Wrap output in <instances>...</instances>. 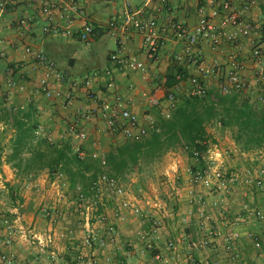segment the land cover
Wrapping results in <instances>:
<instances>
[{
	"label": "crops",
	"instance_id": "obj_1",
	"mask_svg": "<svg viewBox=\"0 0 264 264\" xmlns=\"http://www.w3.org/2000/svg\"><path fill=\"white\" fill-rule=\"evenodd\" d=\"M45 1L0 0V140L4 148L0 159V179L9 187L8 192H0V255H14V264H106L107 257L111 258L112 264H151L157 253H161L163 259L156 264H210L215 260L221 264H264V223L245 218L238 226L232 225L243 214L244 204L264 210V195L253 185L237 182L231 186V194L221 199L214 193L216 191L195 184L190 170L197 163L183 147H177L149 162L158 172L150 176L152 188L145 192L143 206L149 207L157 200L162 202V210H155L158 222L156 230L152 221L143 222L140 215L130 214L126 220L117 219L110 209L113 202L101 200L94 213L99 215L107 210L109 221L114 223L117 230L116 242L106 248L83 246L85 220L73 205L76 189L71 186L67 174L59 171L52 177L49 170L43 168L17 175L13 168L14 162L8 161L16 134L14 118L21 116L38 123L37 130L41 133L37 135L35 131L36 136L56 146L70 145L73 150L79 146L85 150L88 157L84 161L91 164L92 168L87 175L97 173L99 176L102 171L100 162L93 159L91 154L98 152L107 160L110 152L130 139L120 131L106 130L101 112L91 120L81 118L83 112L96 106V102L89 97V91L96 94L99 101L112 102L120 97L124 107L134 114L140 117L151 114L158 121L160 111L170 107L164 79L177 67L184 69L186 78L171 89L175 103L188 96L191 78L204 76L200 67L214 63L224 66L228 72L232 70L234 62H238L243 76L255 84L264 85L260 63L253 55L256 46L264 52V0H255L248 11H242L241 0L234 3L240 16L255 25V33L240 36L234 43L224 42L218 49H213L210 40L201 37L191 55H185V38L174 33L168 16H173L175 21L194 30L199 24L198 7L202 4L211 5V2L219 6L223 0H168L164 13L157 14L159 30L166 32L167 39L155 61L148 57L143 35L133 25H130L129 30L124 29L125 4L130 2L134 8L141 9L145 16H152L160 4L158 0H55L52 14L43 11ZM75 6L78 11H75ZM69 16H74L70 25L75 31L74 35L44 30L53 24L66 26ZM219 19L217 17L215 21ZM87 24L101 28L104 33L88 43L80 41L77 33ZM111 44L115 47L111 48ZM28 48L45 53L54 63L56 73L47 78V87L63 95L70 92L73 95L71 105L65 106L64 98L47 96L41 90L40 81L46 77L48 68L38 64L26 51ZM113 54L136 58L145 63L146 69L122 68L111 60ZM87 77L94 78L90 86L84 82ZM10 79L15 82L14 86L10 85ZM204 79L210 93L219 91L221 78L217 74H209ZM111 81L114 86L108 88ZM151 96L160 100V107L151 105ZM74 124L87 132L85 140H76L70 134L69 128ZM142 124L145 125V122ZM208 132L211 136L209 149L223 152L222 166L228 178L238 177L241 180L247 173L256 176V168L264 159V149L241 151L235 143L233 131L222 128L218 122L210 123ZM224 136L225 141H221ZM231 153L236 158H231ZM141 165L118 179L121 181L126 177H135L133 181L138 187L144 176ZM108 171L113 175L109 165ZM63 182L69 183L70 189H65L67 195L58 202L56 185L60 186ZM49 186L55 192L47 189ZM128 190L132 194L138 193ZM200 195L211 204L208 207L211 222L219 233L227 234L235 230L242 233L235 261L223 251L222 246L216 250L194 247L193 244L204 233L199 227L197 200ZM214 201L221 202V208L218 207L220 210L212 206ZM55 204L62 210L57 226L44 213L47 205ZM101 227L104 228V225L101 224ZM140 230L153 233V249L145 253L140 250L142 244L137 235ZM54 231L64 233L65 237H56L54 246L48 248L46 253L41 252L34 235ZM249 232H256L262 237L261 249H257L253 240L247 237ZM10 236L14 240L7 245L5 240ZM171 242L176 249H168ZM52 251L56 254L55 258L49 257ZM79 255L84 256L81 262L76 260Z\"/></svg>",
	"mask_w": 264,
	"mask_h": 264
},
{
	"label": "built area",
	"instance_id": "obj_2",
	"mask_svg": "<svg viewBox=\"0 0 264 264\" xmlns=\"http://www.w3.org/2000/svg\"><path fill=\"white\" fill-rule=\"evenodd\" d=\"M11 1L17 2V0ZM158 1L160 4L155 8V14L152 16H145L141 9L134 8L130 2H126L125 4L126 16L124 29L129 30L131 28L130 25H133L134 29L143 35L148 57L152 61L158 59L160 49L167 39L166 32L164 30H159L157 14L164 13L168 0ZM238 1L240 0H223L219 6L213 5L212 2L211 5H200L198 7L199 24L194 30L175 21L173 16H168V22L170 26H172L174 33L185 38V55H191L193 53V50L198 45L201 37L210 40L213 49H218L224 42L234 43L240 36H249L257 31L252 22L245 20V18L238 13L236 9L237 7L234 4ZM241 1L242 11H248L255 0ZM54 5L55 0H46L43 4V11L46 14H52ZM74 9L75 11H78L76 6ZM217 17H220V19L216 22L215 18ZM73 21L74 16H69L66 26L53 24L45 27L44 30L47 32L74 35L75 31H73L70 26ZM103 33L104 30L101 28L95 27L92 24H87L77 34L80 41L88 43L94 38L101 36ZM26 51L32 55L38 64H43L48 68L46 77L40 81L41 90L46 93L47 96L56 95L64 98L65 106L71 105L73 103V95L70 92L63 95L62 92H53L47 87V78L56 73L54 63L41 51L32 50L30 48ZM253 55L260 63V73L264 74L263 50L256 46L253 49ZM111 60L122 68L130 70L146 69L145 63L136 58L122 57L118 54H113ZM240 68L241 66L238 62H234L232 70L228 72H226L224 66L219 63H214L210 66H201L200 70L204 76L202 78H191V87L188 90V95L200 97L207 96L210 92L208 84L204 78L209 74H217L221 78L219 84L220 93L224 95L231 93L246 94L247 96H250L256 108H263L264 85L259 83L255 84L249 81L248 78L240 73ZM177 78L181 79V75H178ZM93 81V77H87L84 82L86 86H90ZM166 82L167 79L165 78L164 84H166ZM10 85H15V82L12 79H10ZM107 86L108 88H112L114 82H109ZM89 97L96 102V106L81 114V118L84 120H91L101 112L106 130L112 132L120 131L130 140H139L147 136L151 130L155 129L157 121L154 116L147 114L144 117H140L137 114H134L124 107V103L120 97L115 98L112 102L103 100L99 101L98 96L92 91H89ZM167 97L170 107L161 110V114L164 118H169L170 112L175 106V95L169 93ZM149 100L152 106L160 107V100L155 96L149 97ZM142 122H145V125H143ZM69 132L76 140H85L87 138V132L83 128L79 129L77 124L72 125L69 128ZM40 133V130H36L37 135H40ZM184 149L187 153L190 152L189 148L185 147ZM75 151L80 160L84 161L87 159L88 154L81 147H75ZM192 154V158L197 163V166L190 170L192 181L203 188L216 191L214 193H217L221 199H223L224 195L231 194V186L237 182H242L245 185H253L264 195V159L256 168L257 174L255 177H252L247 173V175L240 180L238 177L231 179L228 178L227 172L222 166L224 156L223 152L220 150L213 151L208 149L205 152L193 151ZM91 157L100 162V169L102 171L97 180L93 183L92 194L89 195L81 186H78L73 201V205L83 214L85 220V229L82 237L83 246L88 248H106L110 244L115 243L117 239V230L114 223L109 221L108 211L106 210L99 215L94 213L96 208H94L92 203L95 198H100V200L103 201L107 199L112 201L113 205L110 209L117 219L126 220L130 214L140 215L143 222L149 223L152 221L154 225L153 227L156 230L155 226L158 222L156 219L157 212L155 210H162V202L157 200L154 204H150L149 207H144L143 196L145 195V192L142 188H139L137 194H132L118 178L109 173L107 160L105 158L101 157L98 152H93ZM59 187L58 202L65 198L67 195L65 189L69 190L70 185L67 182H63ZM198 197L197 202L199 204L200 212L199 227L204 233L202 238L193 244L194 247L201 250H216L219 246H222L223 251L228 254L232 261H235L238 256L237 249L242 233L238 230L227 234L219 233L215 225L211 222V215L208 211V207L211 204L204 196L200 195ZM220 204V201H214L212 206L221 208ZM222 209H224V213L227 215L224 206H222ZM218 210L220 209L218 208ZM44 213L54 226L59 225V218H61L62 210H60L58 204L53 206L47 205L44 208ZM245 218L264 223V210L260 207H251L248 204H244L243 214L239 215L236 221L232 222V225L238 226L245 220ZM101 224L104 225V228L101 227ZM155 230L153 229V231ZM137 235L142 244V247L140 248L142 253L153 249V233L146 230H140ZM56 237L63 238L65 237V234L60 231H56L55 233L54 231L46 234L34 235L36 244L43 253H46L48 248L54 246ZM221 237L222 239H220ZM247 237L253 240L254 246L257 249L262 248L263 239L258 233L249 232L247 233ZM13 240L14 238L10 236L5 240V243L10 245L13 243ZM168 249H176L175 244L173 242L169 243ZM49 257L55 258V252H50ZM83 259L84 256L79 255L76 260L81 262ZM162 259L163 255L157 253L153 256L151 264H156V262H159ZM14 262V255L9 253H3L0 255V264H14ZM105 262L106 264H112L110 257H107ZM210 264H221V262L215 260Z\"/></svg>",
	"mask_w": 264,
	"mask_h": 264
},
{
	"label": "trees",
	"instance_id": "obj_3",
	"mask_svg": "<svg viewBox=\"0 0 264 264\" xmlns=\"http://www.w3.org/2000/svg\"><path fill=\"white\" fill-rule=\"evenodd\" d=\"M178 75L181 79L177 78ZM185 78L186 72L181 67L171 72L167 78V96ZM241 94L224 95L218 91L205 97L188 95L181 98L175 103L169 118L160 113L155 129L147 136L130 140L109 153L107 160L113 176H124L139 167L141 160L153 162L177 147L189 148L190 157L193 151H207L211 142L208 125L212 122L231 129L241 151L264 149V107L256 108L250 96ZM20 117L14 118L16 134L8 157L9 162H14L17 175L47 168L53 177L61 171L68 175L73 188L81 185L85 192L92 194L98 174L87 175L92 170L91 164L80 160L70 145L56 146L36 136L38 123L32 122L31 118ZM3 151L0 140V159Z\"/></svg>",
	"mask_w": 264,
	"mask_h": 264
},
{
	"label": "rangeland",
	"instance_id": "obj_4",
	"mask_svg": "<svg viewBox=\"0 0 264 264\" xmlns=\"http://www.w3.org/2000/svg\"><path fill=\"white\" fill-rule=\"evenodd\" d=\"M95 46H96V44H95ZM110 47L111 48H114L115 45L111 44ZM221 141H225V136L223 138H221ZM218 142L220 144V141H218ZM233 156L236 158V156L234 155V153H231L230 154V157L232 158ZM141 168H142V170H141L142 172L141 173H143L144 176H143V179L140 182V184H139L138 187L139 188H142L144 192H147L148 190L150 191L151 188H152L151 182H150V179H151L150 176H151V174L153 175L156 172H158V170L157 169L155 170L154 169V165L153 164H149V162H147L146 160L142 161ZM134 173H136V170H135ZM133 180H135V177H126L125 179H121V181L126 185L127 188L131 189V191L138 192L139 188L135 186L136 183ZM7 185L8 184H6V182H3L0 179V192H8L9 187ZM30 186L33 187V184L31 183ZM56 187H57V189L59 191V188L60 187L58 185H56ZM47 189L52 190L51 192H55V189L54 188H51L50 186ZM100 202H101L100 198H95L93 200V203H92L94 205V208H97L98 205L100 204ZM72 210H73V208H72Z\"/></svg>",
	"mask_w": 264,
	"mask_h": 264
}]
</instances>
